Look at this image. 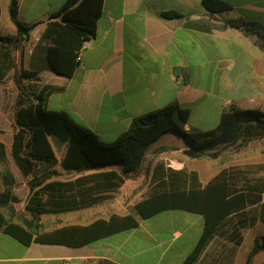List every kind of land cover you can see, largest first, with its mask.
<instances>
[{
    "label": "crops",
    "instance_id": "1",
    "mask_svg": "<svg viewBox=\"0 0 264 264\" xmlns=\"http://www.w3.org/2000/svg\"><path fill=\"white\" fill-rule=\"evenodd\" d=\"M66 1L20 0L17 21L36 27L16 54L17 70L39 73L40 82L32 87L36 96L43 85L63 87V92L47 99L45 109L68 112L103 143L116 141L129 130L133 119L175 102L190 110L188 124H181L188 133L206 132L209 124L215 129L223 112L231 106L264 112V49L256 45L254 38L225 24L241 19L264 25V0H224L232 9L219 14L210 13L202 0H104L96 34L84 44L79 66L70 79L49 71L43 53L36 51L50 15L57 13ZM10 2L0 0V36L19 34L9 14ZM169 12L182 18L162 17ZM15 99L13 85L0 88V143L8 152L13 145ZM33 102L37 103L36 98ZM176 121L180 123L178 118ZM53 141L50 138L55 151ZM187 149L180 137L163 136L146 156L152 161L149 168L142 167L139 174H134L138 176L136 180L152 182L154 189L161 175L168 181L171 171L196 173L197 182L204 181L207 185L208 177L203 179L199 170L187 166ZM65 151L66 147L62 146L60 159L55 151L56 158L62 161ZM54 170L57 175L50 182L72 181L96 172L67 171L61 166ZM133 179V175L126 178L123 188ZM101 204L65 213L71 215L66 219L71 221L68 225L83 227L108 220L114 214H131L125 207L114 210L106 205L103 210L99 208ZM151 219L140 220L138 229L78 248L38 243L27 247L0 232V264H100L102 261L135 264L132 261L140 256L142 264H182L198 243L204 223L189 249L174 253L172 259L164 263L172 251L170 243L182 242L195 224L174 230L171 240L145 233L142 244L131 245L129 236L137 235L143 223ZM184 222L187 223V218ZM154 252L158 256L152 262Z\"/></svg>",
    "mask_w": 264,
    "mask_h": 264
},
{
    "label": "trees",
    "instance_id": "2",
    "mask_svg": "<svg viewBox=\"0 0 264 264\" xmlns=\"http://www.w3.org/2000/svg\"><path fill=\"white\" fill-rule=\"evenodd\" d=\"M19 3L20 0H11L9 7L19 29L18 36H0V88L7 86L13 74L11 82L16 93L11 152L0 143V232L27 247L38 243L78 248L138 229L140 220L163 212L182 211L203 218L201 237L182 263L199 264L216 239L239 246L243 230L258 223L264 225L263 178L248 177L251 175L248 171L224 170L202 187L196 173L170 171L168 181L161 175L159 183L134 206L132 214L112 215L88 226H70L42 234L40 218L44 215L85 210L114 199L126 178L141 171L150 148L163 136L180 137L187 144L185 154L191 159H202L207 154L216 158L218 148L244 146L264 138V112L231 106L223 112L214 130L188 133L181 124H188L190 110L175 102L133 119L126 133L113 143H103L68 112L45 109L47 99L63 92V87L43 85L36 96L37 103L33 102L26 84L40 82L39 73L18 72L16 54L36 25L26 26L17 21ZM202 3L212 14L232 9L224 0H202ZM103 4L104 0H67L57 13L50 15L36 48L43 53L49 71L66 79L74 76L84 44L96 34ZM162 17L182 18L173 12L163 13ZM225 24L254 38L256 45L264 49V25L241 19ZM50 138L66 147L60 163L65 170L96 172L72 181L50 182L57 175L54 169L59 164ZM21 181H27L30 191L25 205L27 216L23 217L16 212L19 199L14 195ZM262 252L264 239H256L245 264H252Z\"/></svg>",
    "mask_w": 264,
    "mask_h": 264
},
{
    "label": "rangeland",
    "instance_id": "3",
    "mask_svg": "<svg viewBox=\"0 0 264 264\" xmlns=\"http://www.w3.org/2000/svg\"><path fill=\"white\" fill-rule=\"evenodd\" d=\"M12 75L8 80V86L12 85ZM33 86L35 87L36 84L32 83L29 89L32 93V100L34 101L36 95L34 94V91L32 89ZM213 126L214 125L209 124L206 125L205 128L207 131H210L214 130ZM53 144L55 147L56 155L60 159L62 146H59L55 141H53ZM216 152L218 153V156L216 158L210 157L209 154H207L202 159H191L185 157V159L188 160L187 166L199 170V172L203 176V179L204 177H208L210 181H212L220 172L231 169L245 172L248 171L251 172V175H248V177L254 176L264 179V138L254 139L244 146H242L241 144H237L236 146H227L223 149L218 148ZM59 159V164L56 167L60 166L61 160ZM151 162V158H147L143 167L145 169L149 168V164H151ZM135 175H133V181H130L125 188L122 187L119 190L118 194L115 197V200L113 199V201L110 200L105 204H101L99 208L105 210L106 205H111L114 210L125 207L126 210L132 214L134 209L133 205H136L144 198H146L152 189V182L149 184L145 181H137L136 179L138 178V176ZM203 182L204 181H202L200 185L202 187H205L206 184ZM24 184H26V186H24ZM15 189V194L20 199V203L15 204V209H17L16 212L18 213L19 217L27 216L25 212V205L30 194L29 188L27 186V181L19 182ZM67 217L71 218V215L60 214L42 216L40 218L41 233H51L61 228L70 227V225L68 224L71 221H67ZM186 218L187 223L184 222ZM198 219L201 220H199V222H196ZM192 222L195 224V226L186 232L187 234L185 235V238L182 240V242L174 241L170 243L172 251L168 253L167 258L164 261L165 263L167 261H170L173 255L178 253V251L183 252L185 249H189V246L194 242V239L198 237L200 226L203 223V218H200L197 215H189L180 212H166L160 214L154 219L144 222L142 229L138 232L137 235L129 236L131 237L130 244L134 245V242L142 244V235H144L145 233H152V235H155L159 238L171 240L173 238L174 230H183L186 227L185 224L189 225ZM55 227L59 228L54 229ZM242 236L243 242L239 246L229 244L224 239H216L209 246L203 256L202 261L199 264H245L254 241L256 239H259L261 241L264 239V225L262 223H258L254 227L247 228L242 231ZM124 252L127 255L128 248H126ZM151 255H153L152 262H154L158 254L154 252ZM132 262H134L135 264H142L143 257L140 256ZM252 264H264V252L256 256Z\"/></svg>",
    "mask_w": 264,
    "mask_h": 264
},
{
    "label": "water",
    "instance_id": "4",
    "mask_svg": "<svg viewBox=\"0 0 264 264\" xmlns=\"http://www.w3.org/2000/svg\"><path fill=\"white\" fill-rule=\"evenodd\" d=\"M25 37L27 36L26 31H24Z\"/></svg>",
    "mask_w": 264,
    "mask_h": 264
}]
</instances>
